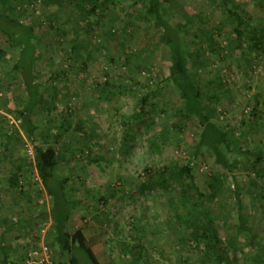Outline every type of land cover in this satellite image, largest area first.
<instances>
[{"label":"rangeland","instance_id":"1","mask_svg":"<svg viewBox=\"0 0 264 264\" xmlns=\"http://www.w3.org/2000/svg\"><path fill=\"white\" fill-rule=\"evenodd\" d=\"M134 1L138 0H119L116 7L103 10L100 16L104 29L95 21L88 26L78 8L66 0L15 2L20 22L36 28L35 44L43 52L33 64L41 100L31 116L37 127L32 138L19 130L20 120L8 111L9 107L19 109V101L26 94L14 76L16 73L11 71L18 48L11 47L0 33V49L8 54L0 62V247H9L10 254L14 248L20 264H25L27 253L36 249L35 239H41L38 236L41 230L45 231L43 241L52 250L55 264H70V255L52 245L53 223L48 218L51 199L33 167L27 165L26 173L19 177L21 191L10 189L7 183L15 166L30 162L33 148L41 146H52L64 156L56 166V175L70 177L65 185L67 197L80 201L71 211L67 233L81 231L99 264H215L213 256L204 254L205 244L189 237L185 225L190 218L188 214L192 221L206 223V220L193 187L174 171L189 157L198 122L189 117L180 120L178 127L175 125L179 119L173 111L180 98L171 84L161 80L168 75V49L159 42L158 31L139 14L144 11L143 3L135 6ZM226 1L229 8L235 4L243 8L238 12L247 17L251 30L264 28V0ZM167 3L175 22L177 16L206 18L205 24L185 31L186 39L196 44H189L188 48L190 51L195 46L204 48V57L210 65L201 71L204 91L215 87L210 83L209 70L211 79L219 73L222 82H235L230 85V95L218 107L223 111L224 124L238 125L241 111L247 108L254 93H260L264 100V53L258 58L256 51H246L250 47L246 43L242 45L245 52L236 47L234 22L226 18L222 1L167 0ZM208 30L216 44L229 47L223 55L206 50L204 35ZM194 60L192 57L189 62ZM106 80L111 84L110 91L119 93L118 98L107 100L102 89ZM155 84L158 90L145 107L146 111L153 108L155 112L150 113L151 117L135 119L141 96ZM59 93L61 97L57 96L50 108L49 102ZM63 120L65 126L57 131ZM124 121L134 127L127 149L123 138L129 126ZM258 123L247 137L238 127L234 135L241 142L245 138L250 140L244 142L249 148L264 150V124L261 120ZM12 130L18 132L16 139L4 151L5 136ZM89 142L98 144L91 148V155L81 152ZM100 150L105 159L90 162ZM210 157L202 152L194 160L191 173L198 189L204 188L213 175L226 180L217 198L205 194L202 207L213 219L220 241L228 248V260L231 264H264V259L256 260L249 237H239L234 232L238 225L234 191L238 189L252 233L264 241V161L261 175L246 163L230 173L214 166ZM166 166L173 167L166 176V190L159 186L142 189L141 184L147 180L143 175L145 167H152L153 179L159 180V173ZM184 188L189 192L185 205L179 197L180 189ZM101 196L106 197V203L97 201ZM43 213L45 218L31 219ZM227 239L235 244L228 245ZM74 255L78 264H91L82 251L76 250Z\"/></svg>","mask_w":264,"mask_h":264},{"label":"trees","instance_id":"2","mask_svg":"<svg viewBox=\"0 0 264 264\" xmlns=\"http://www.w3.org/2000/svg\"><path fill=\"white\" fill-rule=\"evenodd\" d=\"M17 0H0V33L6 38L7 43L11 47L18 48V54L11 67V71L15 72L14 76H17L20 83L24 87L25 98L20 99L19 109L12 110L8 108V111L14 112L17 119L20 120L19 130L24 132L27 137L32 138L35 135L37 127L31 120V116L37 110L39 102L41 100L40 85L35 82V75L33 64L35 60H39L42 57V50H40L35 44L36 35L35 27L32 25H26L20 22L19 14L14 6ZM26 1V0H25ZM50 3L52 0H45ZM60 2L62 0H56ZM68 3L78 8L79 14L86 20L89 26L95 23L104 29L105 23L100 16V13L109 7H116L119 4V0H66ZM222 1L223 9L226 18L234 22L233 35L236 41V47L244 49L243 44L246 43V51H256L258 58L260 53H264V28L260 27V30L250 29L243 12L239 14V10L243 9L240 5H232L229 8L226 4V0ZM135 2V1H134ZM143 3L144 11L139 12L141 17L150 23L152 29H155L159 33V42L164 44L169 53V66L168 75L161 79L164 84H171L175 93L179 96L180 102L174 108L173 114L178 117V121L185 120L189 117H193L198 122V131L196 133L195 140L192 145V150L180 165L176 171L179 178H184L193 187L199 200V206L202 208V215L206 220V223H200L198 221H192L191 214L185 220L186 228L189 230V237L193 241L202 242L205 244L204 254L206 256H213L215 264H231L227 257V246L223 244L217 234L215 223L213 219H210L206 211L202 206L205 205V194L210 195L211 198H217L220 191L225 187V179L219 175H213L207 185L198 189L196 187L194 178L192 176V166L194 160L202 153L207 152L210 154L212 164L216 167L224 169L230 173H233L240 164H249V168L253 170L257 175H261L262 162L264 161V150L261 147L249 148V142L247 138L244 142L234 135L236 127L242 130L243 136L246 137L251 134L254 128L259 125V120L264 124V100H262L260 93H254L250 99H248L247 108L241 111V119L238 125L224 124L221 121L223 111L219 109L221 102L227 95H230V85H235L234 81L229 80L228 83L222 82L219 73L212 76L211 70L207 72L210 74V83H213L215 87L211 90L204 91V86L201 84V73L208 67L209 62L205 59L204 48L195 46L194 50H189V44H195L192 41H188L185 37V31L188 27L192 28L197 24H205L204 17L200 15H194L192 17L177 16L178 21H174L175 16L170 12L167 0H138L134 5ZM139 15V16H140ZM100 24V25H99ZM206 42V50L211 52H217L218 55H223V51L229 47H223L216 44L211 31H206L204 35ZM196 45V44H195ZM8 54L0 49V62H4ZM256 56V57H257ZM195 57V60L189 62V59ZM203 57V58H202ZM202 58V59H201ZM256 59V58H255ZM141 69V68H140ZM203 70V71H202ZM202 71V72H201ZM81 75V74H80ZM82 76V75H81ZM108 76V74H106ZM230 83V84H229ZM111 84L109 80H106L102 89L107 94V100L118 98L119 93H113L110 91ZM125 88L123 87V90ZM157 84L149 89L147 93L141 96L139 101L137 112L135 113V119H143L151 117L150 113H154L155 109L152 108L149 111L145 110L146 104L150 97L157 92ZM236 90V89H235ZM118 94V95H117ZM57 96L61 97L60 93L57 94L49 102L50 108L54 107V100ZM151 108V107H150ZM48 109V108H47ZM50 111V110H49ZM66 110V115H67ZM65 120L57 131H61L65 126ZM129 126L127 121L123 122ZM135 126V125H134ZM178 127V125H177ZM126 130L123 141L125 149L128 148V144L133 139L134 127H128ZM68 129L65 128L66 131ZM17 130H12L6 137L2 147L6 151L10 148V144L16 139ZM153 145L155 141H151ZM94 145H98L94 142H89L81 148V152L86 151L88 154H92L91 148ZM6 158L7 156H3ZM64 159V156L59 151H56L52 146L35 147L33 148V154L31 161L15 166V170L9 178L7 183L10 189L22 187L19 185V177L21 174L26 173V166L33 167L35 174L40 180L43 190L51 199V206L48 213V218L53 223L52 245L58 247L59 252L70 255V264H78L74 255V251L80 250L84 253L85 257L91 264H99L93 251L87 245V241L81 231H75L73 234L67 233V223L70 218L72 209L77 206L79 200H70L67 197V190H65L66 183L69 182L70 177H59L56 175V166ZM104 153L100 152L95 155L94 159L90 162L99 163L104 160ZM173 170V167L166 166L159 173V180L153 179L152 167H145L143 175L147 179L141 184L142 189L151 190L153 187L159 186L160 188L167 189L165 184L168 179L167 174ZM104 191V190H102ZM101 192V191H99ZM23 194V193H22ZM179 197H181V203L183 205L188 202V189H180ZM103 195V193H102ZM235 202L237 206V220L238 225L235 228L237 236L247 235L250 240L251 248L255 251V258L258 261L264 259V241L256 238L251 226L247 221V215L244 213L241 205V193L236 189L234 191ZM106 197L101 196L97 201L107 202ZM45 214H41L39 217H31V219L45 218ZM180 219V218H178ZM226 226V225H225ZM233 233V232H232ZM227 244L233 246L235 242L231 239H227ZM139 248V247H138ZM3 254H6V248H0Z\"/></svg>","mask_w":264,"mask_h":264},{"label":"built area","instance_id":"3","mask_svg":"<svg viewBox=\"0 0 264 264\" xmlns=\"http://www.w3.org/2000/svg\"><path fill=\"white\" fill-rule=\"evenodd\" d=\"M43 239V236L45 234L44 230H41L40 233H38ZM41 246V247H40ZM40 250L33 249L26 255V263L27 264H55L54 258L52 257V250L45 244V242H41L40 244ZM25 263V264H26Z\"/></svg>","mask_w":264,"mask_h":264},{"label":"crops","instance_id":"4","mask_svg":"<svg viewBox=\"0 0 264 264\" xmlns=\"http://www.w3.org/2000/svg\"><path fill=\"white\" fill-rule=\"evenodd\" d=\"M35 240H37V242H38V244L36 243V246H37L36 249L41 251L40 244H41V242H44L45 239H39V240L38 239H35ZM38 245L40 247H38ZM0 248H6L7 249L6 254H3L2 251L0 250V262L2 264H20V261L18 260L20 258V256L17 254V252L15 251L14 248L10 250L11 251V254L8 253L9 252V247L5 246V247H0ZM93 254H94V252H93ZM95 257L97 259V256L96 255H95ZM25 263H26V261H25Z\"/></svg>","mask_w":264,"mask_h":264}]
</instances>
